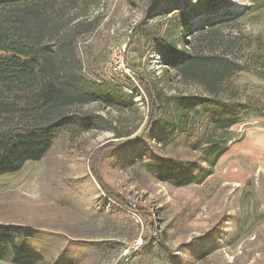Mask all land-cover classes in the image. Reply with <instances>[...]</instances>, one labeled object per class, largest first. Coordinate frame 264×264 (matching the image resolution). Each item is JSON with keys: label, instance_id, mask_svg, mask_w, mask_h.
<instances>
[{"label": "rangeland", "instance_id": "1", "mask_svg": "<svg viewBox=\"0 0 264 264\" xmlns=\"http://www.w3.org/2000/svg\"><path fill=\"white\" fill-rule=\"evenodd\" d=\"M226 1L225 8L187 18L201 0H93L78 9L79 17L59 20L60 33L83 23L76 33V65L79 61L102 73L133 98L128 108L96 102L72 107L100 114L109 126L79 134L63 131L39 161L0 177V220L40 229L24 248L52 263L115 264L126 256L128 264H264V118L231 129L228 150L201 183L175 187L159 181L144 164L156 153L165 158L182 154V131L169 128L170 142L162 145L159 129L171 117L172 101L205 93L163 64L161 37L178 49L200 50L209 45L194 39L192 30L229 12L235 27L224 33L227 39L236 37L230 40L236 44L228 42V47L264 53V0ZM186 13L188 27L181 25ZM138 25L140 63L163 106L152 126L149 100L124 77L132 72L121 56ZM243 53L236 57L243 59ZM236 82L240 88L262 84L248 73ZM119 142L125 145L117 148ZM152 220L157 232L146 227ZM157 233L167 250L154 241Z\"/></svg>", "mask_w": 264, "mask_h": 264}, {"label": "trees", "instance_id": "2", "mask_svg": "<svg viewBox=\"0 0 264 264\" xmlns=\"http://www.w3.org/2000/svg\"><path fill=\"white\" fill-rule=\"evenodd\" d=\"M92 1L0 0V176L19 172L26 162L39 161L63 131L79 134L109 126L100 114L73 112L72 107L95 102L115 108L131 105L133 96L123 87L113 85L102 73L82 67L79 61L76 65V33L82 32L77 29L83 23L77 22L72 32L60 33L59 20L66 15L68 21L79 17L78 9ZM227 6L226 0H201L188 11V17L187 13L182 16L181 25L189 26L185 17ZM71 11L75 12L72 16ZM235 22L236 18L225 12L192 30L194 39L209 45L200 50L178 49L166 38L159 39L163 64L205 92L172 101L171 117L159 129V140L168 144L167 130L180 129L183 150L180 156L165 158L156 153L150 156L151 161H144L159 181L175 187L201 183L228 150L234 138L231 129L249 119L264 118V63H255L264 62V53L228 47V42L236 44L230 41L236 37L227 39L224 30L234 28ZM141 30L139 25L135 27L121 56L132 72V76L124 77L135 81L149 100L152 126L163 106L140 63L137 35ZM242 52L247 54L243 59L236 57ZM242 73L255 76L262 84L240 88L236 80ZM117 145L122 148L125 143ZM92 163L91 172L106 191ZM109 196L125 206L118 196ZM147 225L157 232L153 220ZM39 233L40 229L31 225L0 222V260L11 264H80L78 259L52 263L43 254L24 248V241ZM158 233L154 241L167 250ZM148 241L145 237L144 243ZM125 258L115 264H122Z\"/></svg>", "mask_w": 264, "mask_h": 264}, {"label": "built area", "instance_id": "3", "mask_svg": "<svg viewBox=\"0 0 264 264\" xmlns=\"http://www.w3.org/2000/svg\"><path fill=\"white\" fill-rule=\"evenodd\" d=\"M119 57H120V56H119ZM139 244H140V241L138 240L137 242H135L134 246H137V245H139ZM126 260H127V259H125V260L123 261L122 264H128Z\"/></svg>", "mask_w": 264, "mask_h": 264}, {"label": "crops", "instance_id": "4", "mask_svg": "<svg viewBox=\"0 0 264 264\" xmlns=\"http://www.w3.org/2000/svg\"><path fill=\"white\" fill-rule=\"evenodd\" d=\"M0 177H2V176H0ZM0 222H7V221H5V220H0Z\"/></svg>", "mask_w": 264, "mask_h": 264}]
</instances>
